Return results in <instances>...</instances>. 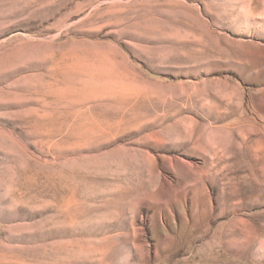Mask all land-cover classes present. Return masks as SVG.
Masks as SVG:
<instances>
[{
  "label": "rangeland",
  "instance_id": "obj_1",
  "mask_svg": "<svg viewBox=\"0 0 264 264\" xmlns=\"http://www.w3.org/2000/svg\"><path fill=\"white\" fill-rule=\"evenodd\" d=\"M0 264H264V0H0Z\"/></svg>",
  "mask_w": 264,
  "mask_h": 264
}]
</instances>
